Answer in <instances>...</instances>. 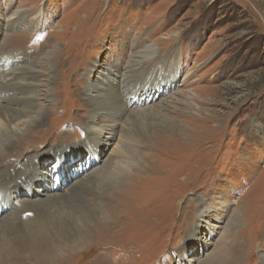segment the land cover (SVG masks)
Returning <instances> with one entry per match:
<instances>
[{
	"label": "rangeland",
	"instance_id": "1",
	"mask_svg": "<svg viewBox=\"0 0 264 264\" xmlns=\"http://www.w3.org/2000/svg\"><path fill=\"white\" fill-rule=\"evenodd\" d=\"M0 66L28 69L15 83L33 87L4 90L12 93L2 104L46 118L20 140H0L10 152L29 144L0 166L21 173L0 185V219L21 220L48 187L65 201L91 168L114 161L117 179L93 178L101 190L83 194L134 189L139 204L128 218L112 216L140 248L133 264H264V0H0ZM91 87L103 93L99 117ZM96 128L107 130L101 143ZM120 136L125 143L109 158ZM70 203L39 221L61 223L62 211L76 208ZM20 235V226L0 228V253L13 255ZM106 235L95 228L89 245L102 252L97 240L110 243Z\"/></svg>",
	"mask_w": 264,
	"mask_h": 264
},
{
	"label": "bare ground",
	"instance_id": "2",
	"mask_svg": "<svg viewBox=\"0 0 264 264\" xmlns=\"http://www.w3.org/2000/svg\"><path fill=\"white\" fill-rule=\"evenodd\" d=\"M154 56H155V50L151 49V50H148V52L144 55L143 58L148 60L149 58H152ZM0 67H1V70H3V72H4L0 76V101L3 100V102H4L3 94L10 95V93H12V92L4 91V90L10 91V90H12V88H20L21 86H22V88H25L27 86L33 88L31 83H29V84L27 82L26 83H24V82L23 83L22 82L21 83L20 82L15 83L17 80H20V79L24 80L25 77H27V72H29L28 69H26V68H21V69L12 68V69H9L11 72L8 71L6 73L5 72L6 69H4L2 66H0ZM75 67H78L77 64H73V66L70 68L72 70V69H75ZM70 68H69V70H67L66 74L71 73ZM18 69L20 71V75L14 76L13 74H17L16 72ZM29 75H30V73H29ZM9 76H12V77H10L7 82H5V80ZM130 82H131L130 80H127V83H130ZM144 83H146V82H144ZM146 84H148V83H146ZM145 88L148 91V96L152 95V93L149 92L150 89L147 88V85H145ZM27 90H29V89H27ZM89 91L90 92L92 91L91 93H93V94L95 93V95L92 94L89 97V100H92V103L94 104L93 108H94L95 112L98 111L99 109L103 110L102 107L105 104V102L102 101V99H103L102 94L103 93L98 90V87H91L89 89ZM19 92L22 93L23 91H20V89H19ZM26 97L27 98L23 97V100L30 102L31 100L29 99V97L28 96H26ZM18 98H13V100L18 99ZM99 99H101V100H99ZM133 99H134L133 102H138V99L136 96H134ZM10 100L6 99V101H8V102ZM114 101H116L115 98H114ZM24 102H22V103H24ZM18 107H20V106H18ZM105 111H103V112H105ZM103 112H96L97 117H99V115H101ZM0 113L2 115L5 114L4 115L5 116V123L0 122V138H1L0 140H2L9 133H11L9 136H11L12 138H14L16 140H20V139L25 137V135L27 133V131H26L27 128L31 129L33 126H35L38 123L39 124L42 123L46 119V118H44V116H42L39 119L37 117H34V118H36V119H34L33 117L30 116V114H32V110L26 111L25 109L22 110V109H16V108H8L7 106L2 104V101L0 103ZM21 113H23V115H21ZM23 117H28V118L31 117V118L29 119V121H22L21 119ZM97 117H95V120L93 119V121H92L93 123L96 122ZM107 118H109V117H107ZM117 127H118V124H115V123H113V125L109 126V129L111 131L110 133H108L110 135L109 140L111 142H113V143H111V145H109V148L110 147L112 148V146L114 145L115 135L113 132ZM92 132H93V137L95 136L96 139L98 140V143H101V141L99 139L102 137V135L105 132H107V130H106V128L105 129L96 128ZM41 140L43 141L44 138L42 137ZM122 143L123 144L125 143L124 137L120 136L117 145L115 147H113L114 149H112V151L110 152L109 158H112L111 155L116 157V154H117V152H119L118 150H119V147ZM3 144L4 145L6 144V146H4V148L0 149V166H2V164H4V163L8 164V162H9L8 158L9 157H15V155H19L22 153L24 154L26 149L29 148V144L25 140H22L20 146H18L13 152L9 151L10 146H11L10 142L9 143L5 142ZM109 144H110V142H109ZM89 148H90V146H89ZM89 148L85 147L86 150ZM112 162H114V161H112ZM15 163L17 165L16 166L17 168L15 167V169L17 170L18 169V162H15ZM95 163H96L95 161L93 163H91V166L95 165ZM111 163H109V164H111ZM109 164L104 165L102 168H96V167L91 168L90 169L91 171L86 174V176L84 177L85 179H83V182H81L82 184H80L74 191H71L68 189L69 194H68V190L65 191L67 193V195L65 197L66 200L62 201L61 203L57 200L61 197L59 195L60 193L57 192L55 187H51V188L48 187L50 194L45 195L46 197L44 199H46V201L44 203H41L40 201H43V200L38 199V198H35L34 200L30 201L29 206L27 207L29 212L26 213V212H24L25 210L23 212H21V214H22L21 220L19 218L17 220L16 215L15 216H7V217H6V215H5V217L2 216L4 218L0 219V228H6V227L13 226V225L20 226L21 235L19 236V240H18L17 245H16V246H18V248L13 250V255L6 257V254H4L5 251H1V253H0V264L9 263V261L11 262L13 260L16 263H20L19 261L22 260V261H24L26 263H30V264H32V263H34V264H65V260H68L69 264H133L134 261L137 260V250H139L140 248H138L136 250L137 247L135 246V244H137V243L134 244V242L131 241L130 238H128V237L124 238L123 237L124 235H120L121 233L120 234L118 233L117 230H118L119 224H118V222L115 221V218H117V219H119V217L121 218L120 214L121 215L125 214L128 218L129 214L127 215V213H129L130 208L131 207L134 208L133 207L134 203L139 204L138 201H137V203L135 202L137 198L133 199V194L136 193L133 191L134 189L133 190H131V189L130 190L113 189V191H112V189L110 190L108 188L109 190H107V192H105L106 190H103V193L102 192L101 193L95 192L93 195H90V196H92L91 198L89 197V195L84 196V194H83V191L85 190L86 187L91 188L92 186L93 187L96 186L97 187L96 189H98V187L103 185V183H100L99 181H97L95 183V185L92 184L91 181L93 178H97V179L101 178L104 180V179H106L105 178L106 175H111L112 177H110V178L107 177L106 181L112 182L113 179H117V175L112 173V171L110 172V169L113 167V165L109 166ZM108 166H109V168H108ZM18 170H20V169H18ZM20 174L21 173H19L18 171H16V172L12 171L11 172L10 169H9V171H5V169H3L2 171H0V185H2L4 187L5 186L7 187L8 185L11 186L13 179L20 177L19 176ZM26 179H29V177L27 176ZM46 179H47V177L41 178V180H42L41 182L45 181ZM18 185L19 184H16L15 186L20 187ZM123 185H125V184H123ZM126 185H129L128 187H132V188L135 187V183L127 182ZM46 187L47 186H45V188ZM38 190H36V191H38ZM98 190L100 191L101 189H98ZM18 191H19V193L23 192L20 189ZM124 191H128V194L130 195L128 199H127L128 195L125 196L123 194ZM38 192H40V191H38ZM9 193H11V192H9ZM125 193H127V192H125ZM71 201H72V203H70V204L73 206H74V204H76V208L74 211H71V210L66 211V212L62 211L60 216H58L59 219L61 220V223H55V221H51L50 223L46 224L43 222L44 224H42L39 221L40 218H42V216L44 218L45 215L46 216L52 215V217L57 216L61 212V210L63 208H65L67 206V204ZM109 202H116V203L114 205L113 204L110 205L111 203H109ZM58 203H60V204L58 205ZM37 204H39V205L43 204V206L36 208V207H38ZM40 208H41V211H39ZM20 211H22V210H20ZM211 211H213V210L209 209L208 211L203 212V214L201 216H206V214H208ZM16 214H17V212H16ZM25 214H30V215L32 214L35 216V218L33 217L34 219L32 221L26 222L23 218V216ZM112 216L115 218H113ZM152 217H153V215H152ZM59 219H58V221H60ZM136 221H138V220L136 219L135 222ZM97 227H98V229L102 230V233L105 232V233L110 234L109 237L106 235V237H108L107 239H109L110 243H107V241L104 240L105 237H103V239L101 238L100 240H97L98 238L96 239L97 242H102L104 245V248H101L103 250L102 252L99 251L96 248V246L92 247L89 245V244H92L93 230ZM161 227L162 226L160 224L157 225V228H161ZM106 228H108V230ZM58 237H60V240L62 242L59 241V243H58V241L56 240ZM113 238H115V239H113ZM137 241H139V240H137ZM104 242H106V243H104ZM138 247H139V245H138ZM128 250H131V251H128ZM19 254H21V255H19Z\"/></svg>",
	"mask_w": 264,
	"mask_h": 264
}]
</instances>
